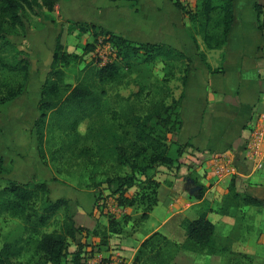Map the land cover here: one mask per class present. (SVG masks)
<instances>
[{
	"label": "trees",
	"instance_id": "1",
	"mask_svg": "<svg viewBox=\"0 0 264 264\" xmlns=\"http://www.w3.org/2000/svg\"><path fill=\"white\" fill-rule=\"evenodd\" d=\"M60 1L0 0V105L12 102L24 93L32 67L27 56L18 59L17 54L24 51L20 50L15 42L8 39L10 33L6 31L4 24H7L11 29L21 30V36H25L31 28V17H40L46 11L53 12ZM109 1L129 2L132 7H135L139 2V0ZM172 1L183 13H188L181 0ZM218 1L220 16L214 25L215 31L211 32L208 29L213 21L212 14L217 9L213 3L214 0H205L199 13L191 17V19L195 18V21L200 25L203 42L208 51L224 50L234 21L233 0ZM254 8L258 16L259 29L264 31V3H255ZM191 23L190 21V26ZM83 26L92 32L95 42L100 36H108L105 38L112 42L119 51V61L117 59L103 67H90V73L100 83L118 80L124 68L140 71L143 65L148 66L161 58L169 63H184L182 81L184 85L186 84L193 59L185 51L163 43H134L120 35L108 32L100 26L90 24H83ZM190 26L187 32L190 38L197 43L198 35L193 34ZM94 47V43L84 45L82 55L93 51ZM7 48L17 52L16 55H11L13 63L10 58L3 57ZM200 57L211 72L222 71V68L211 69L206 53H202ZM139 58L142 60L136 63ZM81 61V54L63 51L59 45L53 54L51 71L41 88L38 102L39 116L34 123L37 141L41 148L40 156L43 160L46 159L45 151L42 148L45 142L47 144L56 139L55 133L64 137L67 141L65 144L71 145L68 146L67 151L77 152L76 147L80 145L81 140H89L90 145L81 148L79 156L109 154L119 167L128 166L129 175L116 176L109 183L116 186L114 193L119 195L117 200L122 208L140 207L146 203L145 206L148 208L142 211L140 217L141 221H145L158 202L160 182L156 179L155 171L160 167L177 166L179 158L186 148V145L169 140L170 135H177L183 127L181 115L184 93L179 98L170 94L167 98L159 99L160 101L150 105L144 115H139L132 106L120 108L118 111H110L104 99L106 96L104 90L100 95H96L92 84L84 78L74 86L65 81V67L74 65L76 62L79 64ZM4 71L20 77L17 87H10L3 81ZM104 112H112V120L109 119L107 122L104 119L106 113L102 117ZM87 120L90 125L86 134L82 135L80 126ZM48 155L50 156L48 159L52 162L56 160L54 152H50ZM2 165L3 159L0 157V166ZM1 168L0 181L3 174ZM138 178L145 180L144 184L148 185L150 193L140 196H143L145 201L149 198L150 203L143 202V200L138 202L137 197L129 198L127 196L128 191L137 186ZM5 182L7 186L2 190L0 212L11 213L15 217L23 218L27 226H30L35 233L39 234L41 229L45 228L59 213L63 212L65 215L61 232L43 233L36 240L34 259L40 255L48 264H64L69 244L77 242L83 233H86V237L99 238L101 251L108 247L112 235L125 233L124 220H118L114 215L107 217L106 225L98 224L93 231L77 227L74 214L71 211L70 200L64 197L52 200L47 182L20 183L11 180H5ZM203 192L204 189L199 191L197 197L202 198ZM99 198L102 196H95V207L101 214L104 213L106 205H100ZM38 203H40L39 207ZM245 206L260 207L261 202L252 196L239 193L235 181H232L229 192L224 197L221 213L227 215L231 208ZM30 207L32 208L31 214L28 212ZM181 226L186 236L183 243L177 244L156 232L141 244L133 264H174L180 251L206 256H230L228 264H244L241 262L243 259L252 261L249 255L233 252L229 248V244L224 243L225 240L219 239L215 235V225L207 218L206 213H202L195 220H184ZM24 250L25 248L17 243H5L0 249V264H18L17 260L22 256ZM80 253L81 249L74 253L75 264H82Z\"/></svg>",
	"mask_w": 264,
	"mask_h": 264
},
{
	"label": "crops",
	"instance_id": "2",
	"mask_svg": "<svg viewBox=\"0 0 264 264\" xmlns=\"http://www.w3.org/2000/svg\"><path fill=\"white\" fill-rule=\"evenodd\" d=\"M97 1L61 0L53 12L46 11L43 14L42 18L47 25L43 24L41 27H44L38 28L39 30H32L34 28L32 27L25 36H19L22 40L20 45L23 47L19 46V48L28 53L27 57L32 64L31 75L34 72V58L25 46L33 37L37 42L35 53L48 52L49 63H52L53 54L58 45L63 51L69 52L68 46L75 48L93 41L92 32L83 24L100 26L134 43H165L186 53H189V49L205 50L202 40L197 38L195 43L190 38L184 14L171 0H139L135 7L125 1H109L113 19L119 20L121 10L126 8L134 11L136 19L141 14L146 17L145 23L151 27V30L147 32L153 34V40L150 42H136L134 40L137 39L136 36H133V33L129 36L128 32L131 33L129 28L122 26L119 22L118 26H114L113 23L100 22L101 20L96 23L75 20L77 11L84 7L88 8L87 11L100 9L101 7L96 4ZM255 3L263 4L264 0H233L234 22L239 9L240 29L246 34L247 19H250L247 17V12L257 18L258 24ZM161 8L162 11L159 10ZM160 21L164 24L163 27L159 26ZM140 23H144L141 22V18L137 25L140 29H144L146 24L144 23L141 27ZM144 32L145 30L136 35L139 36ZM83 39L88 40V43L84 44ZM46 44L48 47L44 49ZM209 52L207 58H209L211 69L222 68V71L213 73L205 66L206 71H201L202 76L194 85V74H190L182 104L183 127L177 135L169 136L170 141L186 145V148L177 166L158 169L159 173L156 177L160 182L158 202L145 222L150 220L161 199L168 207L170 215L160 226L143 237L139 234L141 227L129 234H114L110 237L107 248L98 252L87 247L81 255L82 258L91 252L94 256L119 251L127 264H133L137 251L149 236L159 232L171 241L181 244L186 238L181 223L186 219L195 220L202 213H206L207 218L215 225V235L225 240L224 243H228L233 252L264 258V167L256 170L254 165L243 161L244 146L249 138L250 129L258 126L264 129V31H262V46L251 59L247 60L246 50H244L239 54L238 63H223L226 51ZM215 56H219L220 63H210V59L212 60ZM228 73H231V77L227 78ZM45 79L42 80L41 86ZM217 153L230 154L233 167L237 170L236 174L222 179L213 175L210 158ZM232 181H235L239 193L258 199L261 206L231 208L229 214L223 215L221 206ZM203 189L202 198H198L199 191ZM123 210L127 214L130 212L129 208ZM114 217L121 220L116 214ZM83 223H76V225L90 231L99 224L96 221L93 224H86L85 221ZM124 228L128 229L125 225ZM83 236L86 237V233H83ZM84 237L82 238L84 244L90 239L100 246L99 238ZM223 257L224 255L199 257L197 253L180 251L174 264H221Z\"/></svg>",
	"mask_w": 264,
	"mask_h": 264
},
{
	"label": "rangeland",
	"instance_id": "3",
	"mask_svg": "<svg viewBox=\"0 0 264 264\" xmlns=\"http://www.w3.org/2000/svg\"><path fill=\"white\" fill-rule=\"evenodd\" d=\"M204 1L205 0H181V3L185 6V10L188 11L187 14L183 13L186 19H184L185 23L188 24L187 29L190 26L191 21L192 23L190 27L193 34L198 35L197 38L202 41L203 38L200 25H198L195 21V18L191 19V17L194 15L196 16L199 13ZM109 3V0H98L96 4L101 7L100 9L87 11L88 8L84 7L77 11L75 20L81 22L93 21L95 23L101 20L100 22L113 23L114 26H118L119 22L122 26L129 28V31H131V33L128 32L129 36H132V33L133 36H136L137 39H134L136 42H150L153 40V34H149L147 32V30H151V27H149L150 25L147 26L148 24L145 23L147 18L144 17L143 14L137 16V19H139V21H137L134 11L126 8L121 10L119 20H116L111 16L112 6H110ZM213 3L217 9L212 14L213 21L208 27L211 32L215 31L214 25L220 16V9L218 8L220 5L219 1L214 0ZM159 10L162 11V8ZM237 12L236 20L235 22L233 21V25L228 36L229 42L227 40L224 48L226 53L224 52L225 56L223 63H238L239 54L243 53L244 50H246L245 56L247 60L248 58L251 59L254 57L255 53H257L256 51H258V49L262 46V31L259 29V22L257 24V18L247 12V17H250V19H247L246 34L242 29H240L241 25L239 16L241 18V15L239 9H237ZM42 16L31 17V28L34 27L32 30H39L38 28L42 29L44 27H41L43 24L47 25V22H44L45 19H43ZM140 18L141 22L146 24L144 29H140L137 25L138 22H140ZM162 22L164 23V20H162ZM162 22H159L160 27H163L164 25ZM144 23H140L141 27ZM4 27L6 31L10 33L8 39L15 42V45H17L18 48L19 46L21 47L20 44L22 40L19 37L22 35L21 30L11 29L7 26V24H4ZM141 30H145V32L139 36L136 35L141 33ZM105 37L108 36H100L96 42L93 39V41L89 44L94 43V50L84 55H82V47L84 46L79 45L75 48L68 46L67 48L69 52H78L81 54L82 61L79 64L76 62L74 65L65 67L64 71L65 81L68 84L74 86L79 80L84 78L92 84L96 95H100L104 90L106 93L104 99L110 111H118L120 108L132 106L139 115H144L152 103L160 101L162 98H167L170 94H173L175 98H179L182 93H185L187 82L191 73L194 74V85L197 84L196 82H199V78L202 76L201 71H206V65L200 57L202 53H206V55L210 53L205 46V50L203 51L200 49H198V51L196 49H189V53L187 54L192 57L193 64L185 85L182 81L184 77L183 71L185 69L184 63H169L165 62V60L161 58L157 59V61L148 66L143 65L140 68V71L124 68L118 80L100 83L89 70L90 67H101L95 62V53L99 47V39H102L103 41L106 40V43H110L111 45H109L114 49V56H112L113 58L110 63L117 61V59L119 61L120 59L118 57V48ZM82 42L85 44L88 43V40L86 41L83 39ZM36 43L37 42L34 41L33 37L30 43L28 42L25 46V49H27L30 52V55L34 58V72L32 75L30 73V78H32H29L26 85L27 91H24V93H26L20 99H15L16 101L0 105V157L3 159V165L0 166L2 167L1 169L3 172L1 175L2 180L0 181V198L3 196L2 190L7 186L5 180L20 183L47 182L51 190L50 197L52 200H57L62 197L70 200L74 220L75 216H77L75 224H84L83 221H85L86 224H93V222L96 221L97 223L99 222L100 225H106L107 217L114 214L111 211L100 214V212L96 209L95 196H102V198L98 199L99 204L106 205L105 208L107 209L109 206L108 204L112 206V211L115 212L117 217L122 219L121 221L124 220V225L128 228L127 230L124 228L125 234L132 233L133 231L140 229V227V237L152 232L170 215L164 200L161 199V203L154 209L155 212L151 215L149 221H141L140 217L142 211L148 208L145 206L146 203L142 206L140 205V207L129 208V214L125 213L123 210L125 208H122L118 203L117 199L119 195H115L114 193L116 186L109 183V181L116 176L129 175L130 169L128 166L119 167L114 158L109 154H104L103 156L92 154L89 157L79 156V150L85 147V145H90L91 143L87 139L81 140L78 147L74 146L76 147L77 152H72L70 150L67 151L68 146L71 145L65 144L67 141L63 136H58V133H55L56 139L52 140V142H50L51 144H46L45 142L42 150L45 151L46 159L43 160L41 158V148H39L37 141L34 123L39 116L38 102L40 100L42 88L41 83L51 71V63H49L50 55L48 52L44 53L43 51L41 53L38 50L39 53H35L37 51L35 48L37 45ZM228 44L229 46L227 47ZM47 47L48 46L46 44L44 49H47ZM215 51L219 53V51L222 50ZM16 54L17 52H13L10 48H7L3 57L11 59V55ZM27 54L28 53L26 52H20L17 54V57L18 59H22L27 56ZM36 58H38V63ZM11 60V63H13V58ZM141 60L142 58L137 59L136 63ZM218 60L219 56H215L212 60L210 59V63H220ZM226 77H231V73L226 74ZM2 79L10 87H17L20 83V77L15 74H11L8 71L3 72ZM105 113L106 112L103 113L102 117ZM112 115V112L106 113L104 119L109 122V119L112 120ZM97 119L99 118L97 117ZM89 125L88 120L81 124L80 133L82 135L86 134ZM50 152H54V157H56L54 162L48 159L50 158L48 155ZM172 152L174 153V150ZM158 173L159 171L156 170V177ZM144 181L145 180L138 178L137 186L130 189L127 196L129 198L137 197L136 200L138 202L143 200V202L150 203L149 198L145 201V198L140 196L145 193H150L148 185L144 184ZM39 204L40 203H38V207ZM28 212L30 214L32 213L31 207ZM64 216L63 212L59 213L45 228L41 229L39 234H37L32 231L30 226H27L26 221L23 218L15 217L11 213L0 212V249L5 243H17L19 246H23L25 248L22 256L17 260L19 262L18 264H48L45 262L43 256L38 255L35 259L33 258L35 243L43 233H51L53 231L61 232ZM255 220L257 221L256 218ZM143 222L145 223L143 224ZM163 231H165V229ZM83 237L84 236L82 235L81 238L79 237L77 242H71V244H69L68 254L66 255L64 264H75L74 253L79 251V249H81V255L86 251L87 247L88 249L90 247L93 248L94 251H101L100 247L93 241H90V239L86 240L84 244L82 242ZM89 242L91 243L88 244ZM198 256L206 257V255L202 254H198ZM249 256L252 261L243 259L244 261L241 260V262L244 264H264V258H259L255 255ZM228 258L230 259V256H224L221 264H228Z\"/></svg>",
	"mask_w": 264,
	"mask_h": 264
},
{
	"label": "built area",
	"instance_id": "4",
	"mask_svg": "<svg viewBox=\"0 0 264 264\" xmlns=\"http://www.w3.org/2000/svg\"><path fill=\"white\" fill-rule=\"evenodd\" d=\"M104 41L99 39V47L95 53V62L101 67L109 64L113 58L112 56H114L113 47L110 46V43H106V40ZM243 161L244 163H251L254 165L256 170H260L264 167V129L261 126L250 129L249 138L244 146ZM210 164L213 165V175L218 179L237 173L236 168L233 167L230 154H214L210 158ZM108 205V209L105 208L104 212L111 211L115 214V212L112 211V206L110 204ZM82 264H127V262L119 251H112L108 254L102 253L94 256L88 253L82 258Z\"/></svg>",
	"mask_w": 264,
	"mask_h": 264
}]
</instances>
